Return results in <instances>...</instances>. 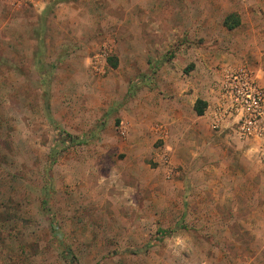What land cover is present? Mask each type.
I'll use <instances>...</instances> for the list:
<instances>
[{
  "label": "rangeland",
  "instance_id": "rangeland-1",
  "mask_svg": "<svg viewBox=\"0 0 264 264\" xmlns=\"http://www.w3.org/2000/svg\"><path fill=\"white\" fill-rule=\"evenodd\" d=\"M105 1L0 0V264H68L64 248L77 264H264V164L230 130L145 133L123 113L140 79L165 63L183 82L194 56L264 88V0ZM55 128L78 141L54 155Z\"/></svg>",
  "mask_w": 264,
  "mask_h": 264
},
{
  "label": "crops",
  "instance_id": "crops-1",
  "mask_svg": "<svg viewBox=\"0 0 264 264\" xmlns=\"http://www.w3.org/2000/svg\"><path fill=\"white\" fill-rule=\"evenodd\" d=\"M96 1L92 0L95 3ZM124 1H128L130 5L144 6L146 0ZM103 3L107 4V1L103 0ZM151 3L154 4L156 1L151 0ZM197 57H193V67L183 82L173 79V73L171 70L169 71L168 64L165 63L156 68L153 78L146 76L140 79L139 89L135 92L133 99L129 101L126 109L123 110L124 118L128 114L140 116L145 121V133L155 129V132L159 131L165 134L164 136L172 132L175 137H181L185 131L193 134L194 137L196 134L199 137V132H222V130H214L210 126L211 111L217 97L214 85L220 74L215 72L214 61L209 56ZM146 67L147 65L143 69ZM167 91L170 94H166ZM197 99L206 103L202 115H197L194 111ZM132 145L129 142V148ZM165 154L169 157L168 152Z\"/></svg>",
  "mask_w": 264,
  "mask_h": 264
},
{
  "label": "built area",
  "instance_id": "built-area-1",
  "mask_svg": "<svg viewBox=\"0 0 264 264\" xmlns=\"http://www.w3.org/2000/svg\"><path fill=\"white\" fill-rule=\"evenodd\" d=\"M17 5L38 7L49 0H11ZM216 101L210 126L229 131L264 164V88L245 66L223 68L215 81ZM167 162L166 155L163 156Z\"/></svg>",
  "mask_w": 264,
  "mask_h": 264
},
{
  "label": "trees",
  "instance_id": "trees-1",
  "mask_svg": "<svg viewBox=\"0 0 264 264\" xmlns=\"http://www.w3.org/2000/svg\"><path fill=\"white\" fill-rule=\"evenodd\" d=\"M238 24H239V19H238V17L235 16V14H229L223 20V25L227 29H232L233 27L237 26ZM110 65H111V67H116L117 62L116 61H110ZM205 107H206V103L204 101H202L201 99H197L195 101V104H194V111L196 112L197 115H202ZM77 139L78 138L76 136H73V135L65 132L64 130L55 128V139H54V142L51 146V149H52L51 153L54 155L56 153H59L69 143H73L75 141H78ZM48 189H47V191H48ZM44 202H46V201H44ZM52 229L57 235H59V233H60L59 228L54 224V222H52ZM63 252H64L63 257L68 264H77V260H76L75 256L70 252V250L68 248H64Z\"/></svg>",
  "mask_w": 264,
  "mask_h": 264
}]
</instances>
